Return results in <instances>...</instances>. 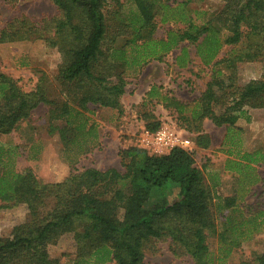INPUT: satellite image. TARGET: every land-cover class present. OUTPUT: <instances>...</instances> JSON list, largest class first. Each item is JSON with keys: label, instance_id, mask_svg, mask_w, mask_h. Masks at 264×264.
<instances>
[{"label": "trees", "instance_id": "1", "mask_svg": "<svg viewBox=\"0 0 264 264\" xmlns=\"http://www.w3.org/2000/svg\"><path fill=\"white\" fill-rule=\"evenodd\" d=\"M193 1L52 0L55 15H17L0 29V43L42 39L61 55L58 96L48 94L46 72L35 88L26 90L18 78L0 71V135L12 134L44 103L49 129L61 136L73 166L63 180L46 182L32 168L16 166L19 144L0 141V208L25 204L28 209L11 235L0 237V264H148V251L165 241L177 258L232 264L227 262L231 253L264 228V208L246 210L239 191L216 192L225 170L242 175L243 189L257 180L249 178L246 168L264 161L262 150L243 152L240 122L252 120V109L264 108V74L243 81L239 71L244 62L264 63V0H222L208 17L207 10L190 6ZM129 3L132 8L126 10ZM169 21L176 25L156 36L160 22ZM225 46L229 49L220 56ZM191 47L211 71L202 93L184 101L154 84L139 116L147 127L158 129L162 123L153 107L163 103L185 119L184 128L199 132L195 150L177 147L153 155L130 146L119 151L124 170L76 167L100 138L90 104L123 110L132 73L179 48L176 63L187 67L194 62ZM207 118L227 127L222 172L197 163V150L212 145L211 134L202 132ZM68 234L73 250L65 253L63 263L50 247ZM212 236L219 241L216 253ZM236 264H264V250Z\"/></svg>", "mask_w": 264, "mask_h": 264}, {"label": "rangeland", "instance_id": "2", "mask_svg": "<svg viewBox=\"0 0 264 264\" xmlns=\"http://www.w3.org/2000/svg\"><path fill=\"white\" fill-rule=\"evenodd\" d=\"M223 5L222 0H195L191 3L192 8H202L207 10L204 17L212 16L216 10H219ZM128 8V9H127ZM132 8L130 3L126 6V10ZM58 12L56 5L52 0H0V29L3 28L8 21L14 16L26 14L28 16L39 19L45 16H52ZM173 22H160L157 28L156 36H163L167 33V29L175 26ZM224 30V34H228ZM228 46H225L220 52V56L224 55ZM191 55L194 57V62L184 68V75L179 73L178 66L175 62V54L179 50L172 51L167 55L162 65L156 68H147L151 71L162 73L165 76H172L158 79L160 82L155 83L161 85L164 90H169L170 95H176L182 100L187 97L192 99L197 96V92L206 87V83L210 79V67L205 66L201 59L196 56L195 47L190 48ZM61 55L56 48L48 46L44 40H20L13 42L0 43V71L6 72L15 78L19 79V83L26 90H31L36 87L39 78L43 72L49 76L50 96H58L59 88L55 77L59 72V62ZM28 63L24 65L23 63ZM240 75L243 81L261 77L264 74V63L261 61L244 62L239 66ZM137 73H132L129 78L130 82H135L139 79ZM185 77V78H181ZM170 81H167V80ZM142 82V81H141ZM140 81L134 85H140ZM144 82V81H143ZM168 82V83H166ZM143 84V83H141ZM147 82H144V85ZM133 90V88H131ZM134 93V90H133ZM187 101V100H186ZM157 112L162 123L167 122L174 124L181 129L185 126V119L179 117L178 114L168 108L160 106L153 107ZM89 112L91 120L96 122L99 131V142L96 146L81 156L76 167L83 169L94 166L101 169L110 167H118L124 170L122 159L119 154L120 149L130 147L136 142V135L140 128L139 116L136 115L135 108L132 107L128 112L122 111V114L107 112L102 107L90 104ZM261 110L260 116L254 123L242 120L243 131V152H255L262 150L264 152V108H255ZM49 106L41 103L32 112V117L28 121L23 122L10 135H0V141L12 139L19 144L20 155L17 158L16 166L19 169L32 168L37 175L46 182H54L63 180L72 170V165L68 161L61 136L58 132L52 133L49 129ZM253 118V113H252ZM165 120V121H163ZM194 123V121H192ZM206 130L211 132L212 148L198 149L196 159L199 166H204L208 163L209 170L216 168L222 172L228 152L224 145V139L227 133V127L215 125L214 122L208 121L205 124ZM189 130V129H187ZM191 135V134H190ZM253 168H246L249 178L257 179L254 183L246 184L241 189L243 182L242 175L237 171L225 170L222 174L223 182L217 188L218 194H239L243 193L241 204L246 210H257L264 208V161L254 163ZM208 171V170H207ZM207 183L210 184L209 173H207ZM247 181V180H244ZM244 184V185H245ZM215 192V190H214ZM28 209L25 204H19L10 208H0V237H8L11 235L13 227L24 221L27 218ZM74 241L72 235H66L57 245L50 247L52 256L58 257L63 263L67 258L66 252H72ZM212 252H218L219 241L217 236L210 238ZM264 250V228L255 233V235L243 242L236 248L228 257V263H239L242 260L252 258L255 254ZM148 264H195L191 257L177 258L170 249L168 241L159 242L155 250L148 251ZM66 264V263H65ZM69 264H71L69 262ZM114 264V263H104Z\"/></svg>", "mask_w": 264, "mask_h": 264}, {"label": "crops", "instance_id": "3", "mask_svg": "<svg viewBox=\"0 0 264 264\" xmlns=\"http://www.w3.org/2000/svg\"><path fill=\"white\" fill-rule=\"evenodd\" d=\"M176 50H179V49H176ZM180 51H181V48H180ZM175 55H176L175 56V62H176V57H177L178 53L175 54ZM163 61H159V60H152V61H150L148 64H146L142 68L141 72L138 74L139 76H137V77H139V79L136 78L135 79V82L131 83L130 80L132 78L131 79L129 78V84L126 87V92L122 96V104H123L122 107H123V110H121L119 108H113V107H102V108L104 110H106L107 112L118 113V117H119V113L122 114V111H124V109H125L126 112H128L129 110H131L132 107H134L135 108L136 115L139 116L140 115L139 109L142 106V102L145 100V98H147V92L152 88V86L155 83L160 82V80H158V79L165 78V77H168L170 80L173 79V78H171L172 76H169V75L168 76H165L166 75L165 72H163V74H162V73L155 72V71L153 72V71L147 69V68H150V67L151 68H156L158 65H162L163 64ZM176 65H177V63H176ZM178 67L179 68L176 71H178L179 73H182L184 75V71L183 70L186 67H180V66H178ZM181 78H185V77H181ZM169 79L167 81H170ZM139 81L140 82L142 81L141 83H143V84L140 83V85L139 84L138 85H134V83H137ZM143 81L145 83L147 82V84L144 85V82ZM166 83H168V82H166ZM131 88H133L134 93H133V90H131ZM203 90H204V88L202 90H199L197 92L198 93L197 96H195L194 98L190 99V98L187 97L186 100L187 101H190V102L193 101V100H195L202 93ZM162 91L164 93H169V90H164L163 88H162ZM186 100H184V101H186ZM157 105L160 106V107H163L164 109L166 108L163 103H158ZM153 111L156 114L158 120H161V118H159V116H158L157 112L155 111V109ZM260 111L261 110H254V112L251 111V114L253 113V118H252V122L251 123H254V122L257 121V119H258V117L260 116V113H261ZM139 119L141 120V122H139V125L140 126L141 125H147L146 124L147 122L143 118H140V116H139ZM242 120H244V119H241V121ZM163 121H165V120H163ZM208 121L213 122L209 118L205 119V121H204V127H203V131L202 132H208L209 133V131L206 130V127H205V124ZM161 123H162V121H161ZM184 130L189 131L188 133H191V135H192L193 138H195V136L197 134H199V132L197 133L196 131L192 132V131L187 130V129H184ZM210 134H211V136H213L211 132H210ZM213 146L214 145L212 144L211 147H209V149L212 148ZM200 149H203L204 150V148H200Z\"/></svg>", "mask_w": 264, "mask_h": 264}, {"label": "built area", "instance_id": "4", "mask_svg": "<svg viewBox=\"0 0 264 264\" xmlns=\"http://www.w3.org/2000/svg\"><path fill=\"white\" fill-rule=\"evenodd\" d=\"M188 132L167 122L156 130L141 125L133 146L142 147L153 155L168 154L177 147L195 150V140Z\"/></svg>", "mask_w": 264, "mask_h": 264}]
</instances>
